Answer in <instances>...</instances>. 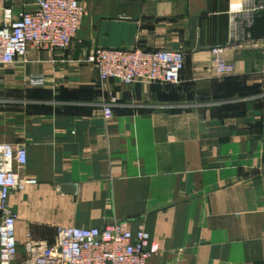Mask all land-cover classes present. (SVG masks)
I'll return each mask as SVG.
<instances>
[{"label":"crops","instance_id":"1","mask_svg":"<svg viewBox=\"0 0 264 264\" xmlns=\"http://www.w3.org/2000/svg\"><path fill=\"white\" fill-rule=\"evenodd\" d=\"M258 1L80 0L69 49L0 66V144L24 146L15 170L34 180L9 195L19 254L27 232L51 243L56 226L126 222L157 242L148 264H264ZM97 48L181 50L185 63L177 84L101 81L84 61Z\"/></svg>","mask_w":264,"mask_h":264},{"label":"built area","instance_id":"2","mask_svg":"<svg viewBox=\"0 0 264 264\" xmlns=\"http://www.w3.org/2000/svg\"><path fill=\"white\" fill-rule=\"evenodd\" d=\"M8 4V5H7ZM238 9L242 4L236 5ZM264 12V0L251 7ZM85 8L80 0H0V66L25 60L28 50L64 51L71 47L81 28ZM84 61L93 65L101 81L117 80L124 84L149 82L177 84L184 68L181 50L140 48H97ZM218 73L231 67L217 62ZM31 84L42 85L43 77L32 74ZM116 98L102 108L108 119ZM26 163V150L20 144H0V264H148L159 252L148 232H132L126 222L103 227L56 226L53 242L35 240L27 232L18 252L15 237L17 214L9 205V195L24 183L15 170ZM264 170V147L260 158Z\"/></svg>","mask_w":264,"mask_h":264},{"label":"water","instance_id":"3","mask_svg":"<svg viewBox=\"0 0 264 264\" xmlns=\"http://www.w3.org/2000/svg\"><path fill=\"white\" fill-rule=\"evenodd\" d=\"M8 5V4H7ZM206 16V12H202L198 17L191 19V35L193 40H196V45H199V27L201 19ZM1 216V212H0Z\"/></svg>","mask_w":264,"mask_h":264},{"label":"rangeland","instance_id":"4","mask_svg":"<svg viewBox=\"0 0 264 264\" xmlns=\"http://www.w3.org/2000/svg\"><path fill=\"white\" fill-rule=\"evenodd\" d=\"M27 3L29 2V0H25Z\"/></svg>","mask_w":264,"mask_h":264}]
</instances>
